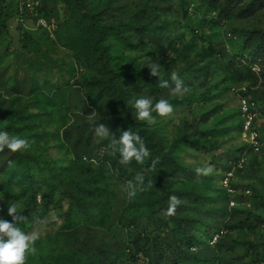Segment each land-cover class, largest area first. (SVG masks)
Returning <instances> with one entry per match:
<instances>
[{
    "label": "rangeland",
    "instance_id": "374dc122",
    "mask_svg": "<svg viewBox=\"0 0 264 264\" xmlns=\"http://www.w3.org/2000/svg\"><path fill=\"white\" fill-rule=\"evenodd\" d=\"M80 2L44 0L55 25L49 38L31 25L18 30L12 6L0 0V131L29 141L18 151L26 162L7 148L0 152V218L10 221L15 203L27 217L22 230L37 235L24 264H264V146L249 145L240 114L245 98L263 142L264 0ZM91 17L102 25L143 27L127 30L130 44L107 39L113 68L150 76L147 65L159 64L160 76L150 77L176 72L188 89L175 96L124 80L132 107L142 97L154 104L184 100L143 127L164 152L186 141L172 153L186 169L168 188L182 201L173 215L167 214L170 196L162 197L157 185L128 199L127 183L140 170L119 163L111 138L94 135L102 113L88 97L100 77L90 62ZM241 156L246 165L229 193L220 181ZM209 165L211 174L196 175ZM218 229L227 236L206 246ZM191 243L196 252L188 250Z\"/></svg>",
    "mask_w": 264,
    "mask_h": 264
},
{
    "label": "trees",
    "instance_id": "16d2710c",
    "mask_svg": "<svg viewBox=\"0 0 264 264\" xmlns=\"http://www.w3.org/2000/svg\"><path fill=\"white\" fill-rule=\"evenodd\" d=\"M6 1L10 6H12L16 18L17 13L15 5L8 0ZM75 1L77 5L82 4L80 0ZM80 9L83 11L82 8ZM43 12L45 16H47L45 5L43 7ZM22 28L23 27H18V30L23 31L24 28ZM89 28L95 35L91 46L92 49L90 51V62L93 68L98 71L100 77L95 80L94 89L89 93V96H87L90 98L92 105L102 113L101 122L110 128L116 139H119L122 131L130 130L139 134V136L143 139L145 146L149 150L150 156L145 158L144 164H138L135 161L130 164L144 174L145 185H147L148 180H152V185L158 186L157 188L161 191L162 197L170 196L172 193L168 190V188L171 183V178L179 172L186 171V169L179 165V163L172 156L173 149L179 143H185L186 141L184 138H181L172 144L169 151L164 152L161 142L155 137V135L153 133H148L146 129H143V127L148 125L147 121H140L136 119V115L133 113V107L129 103L132 99V91L124 81L125 79H130L140 85H143L144 87L154 88L159 86L160 80L158 81L157 79L148 76L145 72L134 70L131 67L116 70L111 66V55L108 47L105 45V42L109 37H116L124 43L130 44V37L126 33L127 30L130 28L141 30L143 27L133 23L132 21H128L120 25H102L98 23L94 17H91L89 21ZM27 36L28 35H24V40L27 38L29 40L33 39L32 37ZM161 80H168L169 83H171V76L165 75ZM108 100H110V102H108ZM168 101L171 104H182L184 100L177 99L176 101ZM154 113L155 112H153V115ZM15 154L22 162H26V157L24 155L20 154L18 151L15 152ZM154 160L158 161L156 167L151 171H145V169L151 166V163ZM181 222L183 223V221ZM220 230L222 229L215 230L211 233L205 241L206 246H209V240L213 234ZM225 236H227V234ZM223 238L221 240H223ZM221 240L213 246H216L219 242H221ZM187 248L190 251H192V248H195V251L192 252H196L198 246L191 243ZM149 262L151 264H159V262L153 263L151 259Z\"/></svg>",
    "mask_w": 264,
    "mask_h": 264
},
{
    "label": "clouds",
    "instance_id": "9594fccd",
    "mask_svg": "<svg viewBox=\"0 0 264 264\" xmlns=\"http://www.w3.org/2000/svg\"><path fill=\"white\" fill-rule=\"evenodd\" d=\"M147 67L150 69V76H160L159 64H149ZM159 87L169 89L171 94L175 96H183L188 91L183 80L180 79L176 72L171 73V83L168 80H160ZM133 107L136 112V119L147 121L148 124L156 123L153 112L160 117H166L174 111L172 104L163 98L154 104L151 97H142L134 102ZM95 117L96 111L93 110L87 119L89 122H93ZM94 135L101 140L111 138L109 146L113 151L119 152V163L121 165H128L133 161L138 164H144L145 158L150 156L149 150L138 133L130 130L122 131L119 139H116L106 124L98 123L94 127ZM28 146L29 141L27 139L13 137L6 131H0V152L7 148L9 151L15 153ZM157 162L155 160L152 161L151 166L145 169V171L154 169ZM195 171L197 176H206L212 173L213 167L209 165L203 168H196ZM152 184V180H148L147 186H145L144 174L137 173L135 183L132 181L127 183L128 199L131 201L138 191H146L147 188L152 187ZM181 203L182 201L177 196H170L167 214H175L177 207ZM8 215L11 217L10 221L0 218V264H24L25 253L29 250L30 244L37 239V235L35 233L28 234L22 230L20 225L26 221L27 217L18 212L15 203L8 207ZM31 251L34 252L35 248H32Z\"/></svg>",
    "mask_w": 264,
    "mask_h": 264
},
{
    "label": "built area",
    "instance_id": "2783aa9c",
    "mask_svg": "<svg viewBox=\"0 0 264 264\" xmlns=\"http://www.w3.org/2000/svg\"><path fill=\"white\" fill-rule=\"evenodd\" d=\"M15 5L16 8V22L20 27L28 28L29 25L33 29L43 31L49 38L54 37L55 25L53 22L45 16L43 12V0H8ZM241 109V131L244 138L249 145L256 151H259L263 146L261 136L256 128V114L252 104L245 98L240 100ZM246 165L245 157H238L234 164L225 171L220 184L223 189L229 193H233V183L235 181L238 172L243 170ZM249 192V191H248ZM227 231L222 229L213 234L209 240V246L215 245L221 240ZM195 251V248L191 249Z\"/></svg>",
    "mask_w": 264,
    "mask_h": 264
}]
</instances>
